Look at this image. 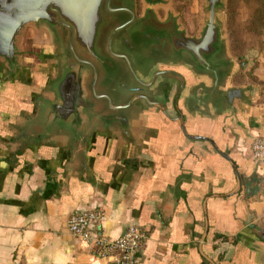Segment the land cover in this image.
<instances>
[{"label":"crops","instance_id":"crops-1","mask_svg":"<svg viewBox=\"0 0 264 264\" xmlns=\"http://www.w3.org/2000/svg\"><path fill=\"white\" fill-rule=\"evenodd\" d=\"M23 64L22 78L11 82L0 67V264H107L69 230L71 215L88 208L104 210L91 227L97 235L117 238L130 225L146 229L137 264H264L260 191L242 128L229 134L222 126L187 128L213 138L233 159L240 191L228 158L160 112L138 125L132 141L97 142L87 171L74 166L61 144L16 155L12 125L47 74L30 67L25 51Z\"/></svg>","mask_w":264,"mask_h":264},{"label":"water","instance_id":"water-1","mask_svg":"<svg viewBox=\"0 0 264 264\" xmlns=\"http://www.w3.org/2000/svg\"><path fill=\"white\" fill-rule=\"evenodd\" d=\"M142 1L140 14L138 0H0L5 82L24 74L28 28L45 31L49 40L50 71L12 125L16 155L61 144L74 166L87 171L97 142L132 141L138 125L160 112L228 158L240 191L233 159L213 138L187 131L188 125L222 126L227 134L233 126L250 127L238 104L248 100L247 89L234 83L239 62L230 51L227 0H202L205 18L197 34L188 32L170 0ZM159 8L167 9L164 17Z\"/></svg>","mask_w":264,"mask_h":264},{"label":"rangeland","instance_id":"rangeland-1","mask_svg":"<svg viewBox=\"0 0 264 264\" xmlns=\"http://www.w3.org/2000/svg\"><path fill=\"white\" fill-rule=\"evenodd\" d=\"M170 7L181 14V21L190 34L198 33L205 18L202 0H170ZM137 9L140 14L143 13L142 0H138ZM166 11V8L158 10L161 17L166 15ZM224 18L230 51L239 62L234 82L247 89L248 100L240 104L245 116L252 122L251 129L245 132L244 142L246 154L251 161L253 140L264 135V0H227ZM23 45L30 67L49 72L48 34L28 28ZM255 172L264 177V169L255 168ZM259 191V205L262 206L264 218V179Z\"/></svg>","mask_w":264,"mask_h":264},{"label":"built area","instance_id":"built-area-1","mask_svg":"<svg viewBox=\"0 0 264 264\" xmlns=\"http://www.w3.org/2000/svg\"><path fill=\"white\" fill-rule=\"evenodd\" d=\"M251 162L254 167L264 169V135L257 136L251 146ZM102 208L75 211L69 220V230L78 239L90 243L98 257L107 264H137L136 254L146 242V229L139 225H130L119 237L97 235L92 232L94 222L104 217Z\"/></svg>","mask_w":264,"mask_h":264},{"label":"flooded vegetation","instance_id":"flooded-vegetation-1","mask_svg":"<svg viewBox=\"0 0 264 264\" xmlns=\"http://www.w3.org/2000/svg\"><path fill=\"white\" fill-rule=\"evenodd\" d=\"M242 102H244V101H242ZM249 126H250V127L252 126V122H251V121L249 122ZM250 127H249V128H250ZM245 132H246V130H243V131L240 130V131L238 132V134L241 133V135L245 136V135H246ZM243 160H244V163H245V158H244ZM248 160H249V158L246 157V161H248ZM252 178H255V179L257 180V182H258V188L260 189V185H261V182H262V181L259 180V176H258V174L255 172V168H254V170H253ZM246 179H247V178H246ZM249 181H252V182H253V180H247L245 184H247Z\"/></svg>","mask_w":264,"mask_h":264},{"label":"trees","instance_id":"trees-1","mask_svg":"<svg viewBox=\"0 0 264 264\" xmlns=\"http://www.w3.org/2000/svg\"><path fill=\"white\" fill-rule=\"evenodd\" d=\"M263 179H264V177H260V176H259V180H260V181H262Z\"/></svg>","mask_w":264,"mask_h":264}]
</instances>
